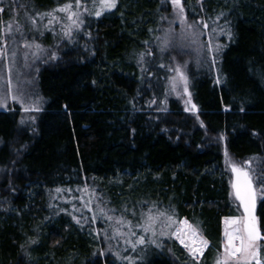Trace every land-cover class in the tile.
<instances>
[{
    "label": "trees",
    "instance_id": "trees-1",
    "mask_svg": "<svg viewBox=\"0 0 264 264\" xmlns=\"http://www.w3.org/2000/svg\"><path fill=\"white\" fill-rule=\"evenodd\" d=\"M65 1L29 3L46 10ZM181 3L187 18L219 17L232 30L221 81L203 73L185 107L166 100L159 75L135 61L168 3L117 0L39 70L45 107L33 124H21L28 113L16 106L0 109V264H126L97 256L86 226L52 208L60 189L92 184L112 208L174 211L199 228L208 256L220 246L224 219L240 209L227 164L251 162L264 186V0ZM256 214L264 234L260 193ZM137 264L192 263L173 245V255Z\"/></svg>",
    "mask_w": 264,
    "mask_h": 264
},
{
    "label": "rangeland",
    "instance_id": "rangeland-1",
    "mask_svg": "<svg viewBox=\"0 0 264 264\" xmlns=\"http://www.w3.org/2000/svg\"><path fill=\"white\" fill-rule=\"evenodd\" d=\"M164 1L168 3V9L170 11L166 12L168 13L166 14L167 16L160 15L159 23L155 30L152 29L150 31L151 39L144 42V47L142 46L141 48L142 52L138 53L139 55L135 61L139 70L145 72L144 74L147 75V73H152L153 76L159 75V80L162 83L163 97L166 100L173 99V101L185 107V105L191 102L190 95L195 81L199 79L203 73H209L211 76L215 77L217 81H221L219 76V58L225 45L231 41L232 30L228 23L220 20L219 17L211 18L207 22L188 17V23L195 22L197 24V30L202 33L200 36V43L194 44L187 39L186 33L189 29L186 26H181L179 18L176 16V8L173 6L171 0ZM67 2H70V0L53 8L41 10L33 7L29 3V0H0V9L5 8L6 10L5 17L0 19V51L5 52L4 59L0 60V95L5 93V81L9 78V75L12 80V86L8 89L7 106L0 109L16 106L24 112V106L33 104V102L40 110L45 107V101L37 90L36 84L39 70L53 63L58 57L61 47L67 42H72L82 29H87L84 25L87 26L89 24V19L91 17L96 18L94 15L85 13L82 17L84 21L83 25L79 30H73L72 38L69 40L64 36L62 30L63 24L67 23L64 18L65 14L55 12L54 14L61 17V20L60 22L53 21L51 24H49L51 17L46 15L48 13H53L55 9L63 6ZM71 2L75 3V0H71ZM81 2L86 5L88 9L94 10V0H81ZM95 2L98 7V0H95ZM79 11H83V9H79ZM32 20L36 21L34 25L31 23ZM204 23L208 25L207 28L203 27ZM170 28L172 30L171 33L168 32ZM165 38L169 39L171 43L165 50L161 51ZM209 40H211V51H207ZM25 44H39L42 50H37L35 47L26 48ZM217 45L220 46L219 51H216ZM197 49H199V51H197ZM53 55L55 56L54 59L52 58ZM165 55L166 57L163 60L157 59ZM154 57L156 60H153ZM162 63L164 65L163 67L160 66ZM152 64L157 71L151 70L149 66ZM178 67L181 68L188 77L187 93H184L179 87L176 90H172V80L177 76L176 68ZM9 68L11 69L10 74L8 72ZM17 93H22L24 95L25 105L13 101L12 95ZM37 112L38 111L26 112L28 113L27 116L25 114L21 119L24 121L23 125L33 124ZM231 163L235 162L230 161L227 166L228 169H230L234 181L235 177L231 171ZM235 164L245 169H249L250 166V169H252L251 162L249 161L245 163L237 162ZM251 175L254 176L252 173ZM253 183L254 186H257L255 181ZM231 190L232 197L240 209H238L239 212L237 215L228 218L240 217L243 215V207L240 205L239 200L235 198L232 187ZM51 199L52 208L55 206L59 207L61 211L66 212V214L72 216V218L75 217L76 219H73L76 223L77 220H79L80 222L77 223L78 225L83 227L86 226V230L92 239L91 244L95 246L94 253L102 258L128 264L127 259L121 260L117 258L115 254L118 253L121 257L131 256L135 264H137L145 257L146 259H150L161 253L173 255V245L182 247L188 253L184 246L180 244L179 240L169 239L166 235H159L161 228L164 227L162 223L157 224L156 230L158 235L155 237L160 243V247L150 242L152 239L150 234L146 237V240L149 242H146L145 245L142 246L138 245L135 251L125 243L126 239L135 241L138 236L145 235L140 227L143 223L145 214L167 211L169 214L174 213L177 221L185 220L179 218L174 211L161 209L152 204L147 205L145 208H126V206L120 207V209L112 208L107 201V196L101 193L96 185L92 184L90 186L60 189L53 194ZM89 208H91L92 211H89ZM256 208L255 215L257 216ZM101 209L107 213V216L112 217V220L101 216ZM94 215L96 217L95 219H93ZM120 218L131 221L133 228L130 230L129 228L116 224V220ZM224 221L222 240L219 248L217 250L213 249L212 252L206 256L207 250L210 249V244L208 242V248L200 259L199 264H216L218 252L223 251ZM115 228H119L126 234L130 231H135L136 236H117L112 239H106L105 234L107 233L110 236L114 235ZM164 231L168 232L169 229L165 228ZM199 232L201 233L200 230ZM97 233H99V235H97ZM202 236L204 237L203 234ZM109 248H111V252H109ZM126 248L128 249L127 251H125ZM190 263L197 264L191 257Z\"/></svg>",
    "mask_w": 264,
    "mask_h": 264
},
{
    "label": "snow or ice",
    "instance_id": "snow-or-ice-1",
    "mask_svg": "<svg viewBox=\"0 0 264 264\" xmlns=\"http://www.w3.org/2000/svg\"><path fill=\"white\" fill-rule=\"evenodd\" d=\"M173 6L176 8V16L179 18L181 26H186L189 31L186 33V37L194 44L200 43L201 32L197 30V24L195 22L188 23L187 17L185 15V9L181 0H171ZM99 6L97 7L94 0L93 9L90 10L84 5L81 0H75V3L67 2L63 6L58 7L54 10L53 13H48L46 15L50 16L49 24L53 21L60 22L61 17L56 16L54 13H64L67 23H64L62 30L64 36L69 40L72 38L73 30H79L83 25V15L87 13L88 15H94L100 17L105 12H110L117 6V0H98ZM83 9V11H79ZM3 11V9H0ZM31 23L34 25L35 20H32ZM171 23V22H170ZM204 28H207L206 23L203 24ZM51 30V29H49ZM171 28L168 30L171 33ZM171 41L167 38L164 39V45L161 48V51L165 50ZM25 47H35L37 50H42L39 44L29 45L25 44ZM220 46H216V51H219ZM211 40L208 42L207 51H211ZM199 51V49H197ZM5 56L4 51H0V60H3ZM53 59L55 56L53 55ZM214 62V61H213ZM163 67V65H160ZM10 74L11 69H8ZM177 76L172 80V90H176L178 87L184 93L188 91V77L181 68H176ZM6 90L5 93L0 95V108L7 106L6 101L8 99V89L12 86V80L10 78L6 79ZM12 99L16 103L25 105V98L22 93H17L12 95ZM195 108V105H192ZM40 109L33 104H28L24 106L25 112L30 111H39ZM24 121H21L23 124ZM227 155V153H226ZM231 171L234 174V181H232V188L234 190L235 198L239 200L240 205L243 207V215L240 217L225 218L224 221V240L222 243L223 251L218 252L216 257V264H264V245L260 242L264 241V234L261 233L259 227V221L255 215L256 201L258 197V192L261 194V197L264 198V186L257 187L254 186L253 176L251 175V169H245L235 163H231ZM260 179V177H256ZM264 184V180L261 181ZM59 191V190H58ZM89 211H92L89 208ZM100 215L106 219L112 220V217L107 216V213L102 209L100 210ZM76 219L75 217H73ZM95 215L93 219H95ZM80 221L77 220V223ZM158 223L163 224L159 235H166L169 239L179 240L180 244L188 251L190 257L199 264L200 259L203 257L204 252L208 248V241L204 239L202 234L199 232L197 227H194L187 220L177 221L175 214H169L165 212H157L151 214H145L143 223L140 225L142 231L145 235L138 236L135 241L131 239H126L125 243L128 244L133 251L136 250L138 245H145L146 237L148 234L152 237L150 242L157 247H160V243L155 239L158 235L156 226ZM116 224L121 225L122 227L133 228L131 221H126L123 218L117 219ZM169 229L168 232H165L164 229ZM99 235V233H97ZM106 239H112L117 236H136L135 231H130L129 233L122 232L119 228L114 229V235L110 236L107 233ZM35 241H33L34 243ZM128 249L126 248L125 251ZM111 252V248H109ZM103 254V253H102ZM118 259L124 260L127 259L128 264H135V261L131 256L121 257L118 253L115 254Z\"/></svg>",
    "mask_w": 264,
    "mask_h": 264
}]
</instances>
